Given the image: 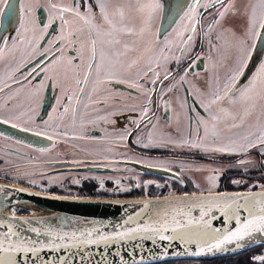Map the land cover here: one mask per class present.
<instances>
[{
  "label": "snow or ice",
  "instance_id": "6c2138e0",
  "mask_svg": "<svg viewBox=\"0 0 264 264\" xmlns=\"http://www.w3.org/2000/svg\"><path fill=\"white\" fill-rule=\"evenodd\" d=\"M41 10L46 13V22L37 16ZM166 15L170 30L162 33ZM5 21L14 35L0 37V124L43 137L51 141V148L60 142L96 140L108 145L102 153L94 154L108 164L116 156L128 159L114 150L128 148L129 139L134 137L131 143L145 149L170 147L210 157H231L234 162L227 168L243 171L241 178H229L225 167L178 163L180 173H206V188L193 179L196 190L190 193H169L155 202L134 201L142 205L141 210L128 215L111 231H105L110 227L108 223L95 220L63 217L53 224L34 213L30 219L18 216L12 207L6 217L0 218V228L5 229L0 231V264H21L20 257L27 264L29 256L33 264H70L64 255L42 259L41 254L103 245L106 256L110 246L133 241H151L153 245L167 242L160 246L161 256L168 255V246L173 242H178L188 257L251 251L250 258L240 264H264V182L244 179L249 169L256 167L264 179V0H178L172 5H166L164 0H47L44 4L40 0H0V29L8 32ZM50 30L55 34L47 38ZM254 55L258 64L246 77L245 70ZM201 60L204 75L191 71ZM37 68H41L43 76L33 83L40 75ZM119 85L134 90V94L120 91ZM48 88L59 95L47 119L38 123L39 107ZM179 90L186 93L183 100L176 95ZM169 94L175 95L180 109L175 114L174 132L160 129L153 122L159 121L153 106L159 109L163 103L166 113L172 111V100L164 99ZM188 96L203 109L202 113L196 107L189 108ZM129 98H143V103H124ZM189 112L195 116L190 117ZM117 117L122 118V123ZM182 121H187L186 128L181 127ZM89 126L104 135H89ZM50 150L38 149L41 153ZM91 163L98 161L93 159ZM146 166L171 170L166 164ZM33 175L34 172L23 173L30 185L37 184L30 178ZM222 177L246 190H218ZM52 182L49 177V185ZM72 183L80 181L73 179ZM114 183L119 191H130L119 179ZM153 183L144 181L145 190ZM99 186L104 188L103 181ZM140 186L137 181L135 187ZM13 189L29 195L43 194L15 185ZM0 193L5 197L0 203L2 214L8 208L10 192L0 186ZM217 213L224 227L213 226ZM233 221L234 226L228 227ZM253 244L261 245L262 251H253ZM113 255L119 257L121 253L117 250ZM101 264L113 262L105 260ZM139 264H144L143 259Z\"/></svg>",
  "mask_w": 264,
  "mask_h": 264
},
{
  "label": "flooded vegetation",
  "instance_id": "af4514ba",
  "mask_svg": "<svg viewBox=\"0 0 264 264\" xmlns=\"http://www.w3.org/2000/svg\"><path fill=\"white\" fill-rule=\"evenodd\" d=\"M55 2H64L65 0H54ZM90 2H94V0H90ZM55 28V27H54ZM54 31L50 30V35L47 38H51L52 35H54ZM205 52L207 50V45L204 46ZM196 51H200V45L197 43ZM45 59V63H46ZM35 63V62H34ZM184 63H187L185 61ZM33 65H29L28 67L31 68ZM43 65H41V68ZM203 61H198L196 68L192 69V72H200L201 75H204L203 73ZM41 68H37V72L40 73L39 76L36 77V80L33 81V83L38 82L39 79L42 78L43 73L41 71ZM223 71V70H222ZM189 79L195 82V77L190 75ZM167 83V82H166ZM120 91L122 92H133L134 90L126 89L125 86L119 85L117 86ZM187 87V85L185 86ZM49 89V88H48ZM47 90L44 92V100L43 104L39 107V117L37 118V122L40 123V121L47 119V114L51 112L52 106L55 101V96L59 95V92H53L52 98L50 103L47 105L45 104V98L47 96ZM176 95H179L180 99L183 100L186 96L185 91L179 90ZM154 96V101H155ZM165 100H172V111L165 112L163 103H161V106L159 109L155 108L153 106V112L156 113V116L159 117V121L157 122L155 119L153 120L154 123H158V127L160 129H168L170 131H175L177 124L175 119V114L178 112L179 105L176 104L175 95L169 94L168 96L164 97ZM188 105L189 108L196 107L199 112H203V109L199 108V105H195L193 102V97L188 96ZM124 103L128 104H142L143 98L139 99H126L124 100ZM45 111V113H44ZM90 114L91 113V110ZM129 115V114H126ZM130 115H136V113H130ZM151 115V113H150ZM167 115V116H166ZM188 115L190 117H194L195 113L189 112ZM168 117H171V120L168 119ZM118 120L122 123V118L117 117ZM3 126H9L2 124ZM169 125L171 126L169 128ZM187 121H182L181 127L186 128ZM119 126V125H118ZM109 130H111V126H107ZM91 130H99L98 128H93L92 126H89L88 128V134L90 135ZM100 131V130H99ZM144 131H147V129H144ZM26 135L33 136L31 133H25ZM102 132V136H103ZM134 139V137H131L128 141V148H118L115 149V152L126 154L128 159H125L123 155L116 156L115 161L111 164H108L107 161H101L102 163H105L102 166H97V171L93 174H83L78 172H69L65 175H75L79 179H82L83 182L79 187L77 188H70V182L66 181L64 184L61 185V190L50 187L46 183L44 184H36V185H30V184H24L25 186H28L30 188H33L35 190L50 193V194H56V195H63L65 193H68L70 196H77V197H84V198H94V199H135V198H157V197H164L169 195V193H172L174 195H183L184 192H192L196 190L194 188V185L192 184V180H196L198 183L201 184L202 187L206 188V183L204 181V176L206 173L204 172H188L185 171L184 173H180L179 169L176 167L178 163H186V164H195V165H203L205 167H225L226 168V176L229 178H241L240 174L242 173V169H236V168H227V165L230 162H234V158L231 157H210L204 154L200 153H189L186 149H173V148H142L138 147L137 145L131 143V141ZM26 144H23L21 142L16 141L13 138H6L2 135V132H0V182H6V183H18L17 180L13 178L11 175H5V171L8 168L7 161H13L14 159H17V162H21L23 160L24 162H33V160L37 159L38 155L31 156L32 152L40 153L38 151L39 148L25 146ZM58 147L64 148L69 147L72 150V153L74 154V160L79 159L82 161H88V157H91L92 160L95 159L92 157L94 153L97 152H103L104 148L108 147V145H105L104 143L97 142L96 140H76L71 141L68 143L60 142L57 144ZM51 149V143L48 144V147ZM80 149H84V151H81ZM108 155H112L111 153H108ZM97 161H100L99 159H96ZM52 161V162H58V160H46L45 162ZM140 161H143L141 163ZM108 166H105V165ZM124 164H137L142 167H148L147 164L152 165H158V164H166L170 167V171L174 172L176 175H178L180 178L183 179V183L180 182L179 179L172 178V177H161V176H149V175H131L126 174V168L122 169V165ZM132 166V165H131ZM77 166H72V168H75ZM149 168H156L161 169L160 167H149ZM56 175V174H52ZM79 175H88V176H79ZM51 176V175H50ZM90 177H95V182L90 181ZM116 179H119L121 181L122 186L128 187L130 191H119L117 189L116 184L114 181ZM244 179L248 180L250 183L255 182H264V179H262V173L261 170L256 168H250L249 172L246 176H244ZM151 180L155 181V183L150 184L147 186V189L144 188V181ZM103 181L104 188H100V182ZM140 182V187H135L136 182ZM157 184L161 185V187H157ZM218 190H227V191H243L246 190L244 186L237 187L235 185L230 184L229 179H225L224 177L221 178L220 181V188ZM258 190V189H254ZM67 195V194H66ZM257 252V250H253ZM252 252H247L244 254H241L236 257L227 258V259H220L210 262H201V261H176V262H167L162 264H240L241 261L250 258Z\"/></svg>",
  "mask_w": 264,
  "mask_h": 264
},
{
  "label": "water",
  "instance_id": "95a60500",
  "mask_svg": "<svg viewBox=\"0 0 264 264\" xmlns=\"http://www.w3.org/2000/svg\"><path fill=\"white\" fill-rule=\"evenodd\" d=\"M42 4L46 3L47 0H40ZM55 2V1H54ZM70 2V0H65V3ZM166 5L176 4L178 0H164ZM179 2H186V0H179ZM38 18L42 22H46V13L42 10L37 13ZM170 21L165 16V19L162 22V33L165 29H169ZM5 25H7V21H5ZM9 27V31L5 32L3 29H0V37L4 35L12 34L14 32L11 31V27ZM56 27V25H54ZM170 30V29H169ZM260 45H258L259 47ZM254 64H258V60L256 56H253V60L249 63V68L245 70V76H250L251 71H254ZM244 82H246L245 78H242ZM52 98L51 88L47 91V96L45 98V104H49ZM55 105V103H54ZM45 113V111H44ZM167 116V115H166ZM0 132L6 138H13L18 142L26 144L30 147L35 148H47L48 144L51 141L44 139L43 137L37 136H29L26 135L25 132L19 131V129H13L10 126H3L0 124ZM91 136L101 137L102 132L99 130H91ZM38 155L37 159L33 160V162L29 163L30 167H38L40 169L39 173L31 176L30 178H37L43 176L56 177L65 175L69 172H78L83 174H93L97 171V166H102L105 163L98 161L97 164L91 163L92 158L88 157V161H84V163L76 165L73 164L72 161L74 159V154L69 147L60 148L56 145L55 148H51V150L47 153H35L32 152L31 156ZM93 158H95L92 155ZM46 159V160H58V162L46 163L39 162L38 159ZM97 157L95 159H99ZM79 160V159H76ZM132 165V166H131ZM124 164L122 165V169L126 168V174L131 175H149V176H161V177H172L181 180V178L171 171H164L161 169H154L149 167H142L137 164ZM72 166H77L72 168ZM56 174V175H52ZM13 185L16 188H28L25 186H21L18 184H8L4 182H0V186H4L5 191L10 192V196L8 197L7 203L8 208L3 210V213L0 214V218H4L7 216L8 212L12 207L16 208L18 216H26L30 219L32 218L31 214H35L36 217L48 218L51 220L53 224L56 223L57 218H77L81 220H95L101 223H108L110 227L105 229V231L113 230L114 226L117 223H122L124 219L127 218L128 215H135V213L139 212L142 208V205L132 203L137 200H150L155 202L156 198H136V199H94V198H83L81 200H56L52 199V196H60L53 195L48 193H43L42 195H29L27 192H18L13 189ZM81 185V184H80ZM79 185V186H80ZM78 186V187H79ZM30 192L36 193L39 192L37 190L28 188ZM163 198V197H162ZM5 197L3 193H0V203L4 201ZM112 201H120L121 203L113 204ZM198 214V213H194ZM146 216L152 215V218L155 219V216L151 212H146ZM217 219L213 221L214 227H224L223 218L219 217L217 213ZM144 217H141V221H143ZM33 226H36L35 224ZM234 221L228 225V227H233ZM5 229L0 228V231H4ZM28 235H32L28 233ZM137 243L142 244V247H135ZM161 245H167V242H159L157 245H153L151 241H133L128 242L127 244L122 243L119 247L116 245H112L107 249V254L105 256V248L103 245L99 246H90L87 249L77 250L71 249L70 251H61L60 253H48L44 252L41 254L42 259H58L59 256L64 255L70 261V264H101L102 261H112L113 264H121V258L123 259V264H132V261H139L143 259L144 264H162L166 262H174V261H189V260H198V261H211L221 258H229L233 256L240 255L244 252L232 253L229 252L220 257H188L183 255V249L179 245L178 242H173L172 245L168 246V255L161 256ZM251 249L260 248L261 245L253 244L250 246ZM117 250L120 251L121 256H114L113 253ZM262 251V250H261ZM175 252H180L181 255L176 256L173 255ZM83 258V259H82ZM21 264H25V258L20 257ZM27 264H33V258L29 256L27 258Z\"/></svg>",
  "mask_w": 264,
  "mask_h": 264
},
{
  "label": "rangeland",
  "instance_id": "374dc122",
  "mask_svg": "<svg viewBox=\"0 0 264 264\" xmlns=\"http://www.w3.org/2000/svg\"><path fill=\"white\" fill-rule=\"evenodd\" d=\"M94 154H93V156L95 158L99 157V156H96ZM16 160L17 159H14L11 162L6 160L8 163V165H7L8 168L6 169L4 174L13 176V178L15 180H17L18 184H29L28 178L23 176V173L24 172H34L35 174H37V173H39L40 169L38 167H30V164L27 161L24 162L23 160H21V162H17ZM38 161L39 162H45L46 159L39 158ZM79 176H88V175H79ZM49 177L50 176H43V177H37V178H31V179H35L37 181V184L46 183L48 186L57 188L59 190L62 189L61 185L64 184L66 181L70 182V188H77L80 184L83 183L81 181L82 179H79L75 175H61V176L51 177L53 179V182L51 183V185H49ZM73 179L79 180L80 183H78V184L72 183ZM89 179L91 182H95V180H96L95 177H90ZM64 195L70 196V195H68V193H65Z\"/></svg>",
  "mask_w": 264,
  "mask_h": 264
}]
</instances>
